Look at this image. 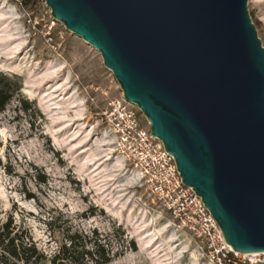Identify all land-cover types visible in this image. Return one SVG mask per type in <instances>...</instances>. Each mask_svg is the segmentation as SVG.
Here are the masks:
<instances>
[{
    "label": "water",
    "instance_id": "obj_1",
    "mask_svg": "<svg viewBox=\"0 0 264 264\" xmlns=\"http://www.w3.org/2000/svg\"><path fill=\"white\" fill-rule=\"evenodd\" d=\"M102 57L226 243L264 253V47L249 0H42Z\"/></svg>",
    "mask_w": 264,
    "mask_h": 264
},
{
    "label": "rangeland",
    "instance_id": "obj_2",
    "mask_svg": "<svg viewBox=\"0 0 264 264\" xmlns=\"http://www.w3.org/2000/svg\"><path fill=\"white\" fill-rule=\"evenodd\" d=\"M248 5L264 47V0ZM0 73L21 84L0 112V232L12 222L27 233L45 257L29 264H54L75 234H97L108 264H201L189 237L172 227L159 235L169 219L146 190L102 161L101 111L122 91L101 55L42 0L29 9L0 1ZM0 264L25 263L0 248Z\"/></svg>",
    "mask_w": 264,
    "mask_h": 264
},
{
    "label": "built area",
    "instance_id": "obj_3",
    "mask_svg": "<svg viewBox=\"0 0 264 264\" xmlns=\"http://www.w3.org/2000/svg\"><path fill=\"white\" fill-rule=\"evenodd\" d=\"M22 7L23 0H15ZM104 132L129 174L146 190L150 204L169 219L174 231L192 241L201 264H264V253L235 252L202 199L184 185L173 156L151 134L142 112L123 94L108 100L100 115Z\"/></svg>",
    "mask_w": 264,
    "mask_h": 264
},
{
    "label": "trees",
    "instance_id": "obj_4",
    "mask_svg": "<svg viewBox=\"0 0 264 264\" xmlns=\"http://www.w3.org/2000/svg\"><path fill=\"white\" fill-rule=\"evenodd\" d=\"M36 0H23L22 8L29 9ZM21 89L19 81H13L0 73V112L6 109V106L15 97ZM69 244H65L61 252L55 256L53 263L57 264H108L111 262V251L107 249L102 239L97 234L93 238L79 234L68 237ZM93 244L89 248L88 245ZM0 248L4 253L19 262L29 264L45 259L40 254L35 243L26 232H15L12 222L5 225L0 232Z\"/></svg>",
    "mask_w": 264,
    "mask_h": 264
},
{
    "label": "bare ground",
    "instance_id": "obj_5",
    "mask_svg": "<svg viewBox=\"0 0 264 264\" xmlns=\"http://www.w3.org/2000/svg\"><path fill=\"white\" fill-rule=\"evenodd\" d=\"M0 1L3 2V0H0ZM113 145L114 144H113L112 140L109 138L108 134L103 131L102 138L99 140V143H98V146L101 149V153H102V161L104 163H113V165H114L113 168L115 169V172L129 174V172L126 171L123 157L116 153ZM137 181L138 180L136 179V177L129 174V178H127V184L129 186L136 185ZM152 221H154V219ZM160 228L161 229L158 230V233H159V235H162V233H164V231H169V229L171 228V225L169 223H166V224H163L162 226H160ZM155 232L157 233L156 229H155ZM170 238L174 244L179 241L176 234H171ZM170 249H171V247H170ZM181 250H182V252H185V250H187L186 246H182ZM192 256H193L194 261H197L196 254L193 253Z\"/></svg>",
    "mask_w": 264,
    "mask_h": 264
}]
</instances>
